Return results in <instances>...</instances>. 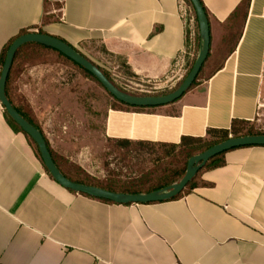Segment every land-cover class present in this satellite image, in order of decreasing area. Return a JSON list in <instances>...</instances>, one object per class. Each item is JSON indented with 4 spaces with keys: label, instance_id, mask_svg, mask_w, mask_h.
<instances>
[{
    "label": "crops",
    "instance_id": "0c3cea01",
    "mask_svg": "<svg viewBox=\"0 0 264 264\" xmlns=\"http://www.w3.org/2000/svg\"><path fill=\"white\" fill-rule=\"evenodd\" d=\"M201 2L210 48L190 90L160 106L104 105L105 137L177 144L230 130L235 120L256 122L264 107V0ZM22 31L59 38L94 64L86 51L106 53L113 70L165 93L202 43L187 0H0V71L6 44ZM31 48L10 67L8 99L49 144L48 118L66 115L67 103L90 104L91 91L78 101L77 86L89 90L91 82ZM5 114L0 103V264H264V145L226 151L223 164L200 171L178 199L123 205L59 185Z\"/></svg>",
    "mask_w": 264,
    "mask_h": 264
},
{
    "label": "rangeland",
    "instance_id": "374dc122",
    "mask_svg": "<svg viewBox=\"0 0 264 264\" xmlns=\"http://www.w3.org/2000/svg\"><path fill=\"white\" fill-rule=\"evenodd\" d=\"M30 51L38 58L63 61L70 67V70L74 71L75 75L82 74L70 61L48 49L36 48L30 49ZM86 53L109 73L119 87L130 93L157 95L168 90L167 87L155 88L152 82H140L128 77L127 74L124 76L122 72L125 70L120 66L117 70H113L112 67L116 63L106 53H94L95 55L90 51H86ZM85 77L91 82L85 83L90 88L89 90L86 89L87 87L82 88L83 84L77 86L78 90L82 89L80 93H77L78 101L80 99L85 102L89 97L87 93L91 91L92 102L90 104L86 102L84 105L67 103V109L62 111L67 112L66 115L59 114L60 111L56 110L57 117H50L47 120L46 134L50 138L49 144L63 171L74 178L96 185L112 187L117 190L128 188L144 191L163 183L172 169H181L184 166L188 151L190 148L196 147L197 142H193L191 146H179L170 156L158 159L162 154V148L158 145L131 142L126 146H121L116 140L105 137L102 116L104 105L108 108L121 107L122 105L96 81L88 76ZM261 100L264 102V86L261 90ZM72 102L70 100V103ZM87 105L90 107L88 108ZM89 109L92 114L88 117ZM256 118L258 119L252 124L246 122L241 125L243 132L246 130L264 132V107L259 110V115Z\"/></svg>",
    "mask_w": 264,
    "mask_h": 264
},
{
    "label": "water",
    "instance_id": "95a60500",
    "mask_svg": "<svg viewBox=\"0 0 264 264\" xmlns=\"http://www.w3.org/2000/svg\"><path fill=\"white\" fill-rule=\"evenodd\" d=\"M189 1L194 9L197 19L199 35L202 40L201 47L190 70L187 72L179 85L171 92L161 95H137L120 90L107 78V76L96 64L66 42L54 36L40 32H26L17 36L10 43L6 50L3 65L0 71V103L12 121L36 144L44 167L59 185L73 192L85 194L93 198L106 200L116 204L128 205L133 203L145 204L162 202L170 200L181 193L186 185L196 176L197 172L213 156L238 147L264 145V134H251L236 137L229 136L227 139L210 146L205 151L191 156L187 160L184 175L179 181L173 184L146 193L111 191L94 185L74 182L67 178L55 164L41 131L27 121L7 98L5 93L6 80L14 56L22 45L34 42L60 52L65 57L84 68L99 81L103 88L113 98L126 105L135 107H152L165 105L177 100L192 86L193 82L196 80L202 65L207 59L210 48V26L203 4L200 0Z\"/></svg>",
    "mask_w": 264,
    "mask_h": 264
},
{
    "label": "trees",
    "instance_id": "16d2710c",
    "mask_svg": "<svg viewBox=\"0 0 264 264\" xmlns=\"http://www.w3.org/2000/svg\"><path fill=\"white\" fill-rule=\"evenodd\" d=\"M188 3L191 5L190 1L187 0ZM201 1V0H200ZM248 1L247 0V6H248ZM202 3V2H201ZM204 7V6H203ZM205 9V8H204ZM206 11V10H205ZM245 16V14H244ZM23 33H26V31H22L19 35L23 34ZM40 33H43L40 31ZM18 35V36H19ZM16 38V37H15ZM15 38H12L5 46L3 52H2V55H1V64H3V61H4V57H5V53H6V50L8 48V46L10 45V43L15 39ZM27 47H32L31 49H36V48H40V49H48L50 50L52 53H55L56 55L60 56V57H63L65 59H67L68 61H70L73 65H75L79 70L80 72L85 75V76H88L90 77L91 79H93L94 81H96L97 84H99L101 87H103L99 81L93 76L91 75L89 72H87L84 68H82L81 66H79L78 64L74 63L72 60H70L69 58L65 57L63 54H61L60 52L52 49V48H49L47 46H44V45H41V44H38V43H34V42H30V43H26L24 45H22L16 52L15 56H14V59H13V62H12V65L15 61V58L17 56V54L22 51V49L24 48H27ZM44 62H54V61H57V60H54V59H43ZM59 61V60H58ZM206 61V60H205ZM194 63V61L192 62V64ZM205 63V62H204ZM11 65V66H12ZM192 66V65H191ZM204 64L202 65L198 75L200 74L202 68H203ZM100 68V67H99ZM191 68V67H190ZM101 71L107 76V78L113 82V84H115V86H117V88H119L120 90H123L125 92H128L124 89H122L121 87H119L114 81L113 79L110 77V75L105 71L103 70L102 68H100ZM128 73V76H132V74L130 72H127ZM198 77V76H197ZM196 77V78H197ZM9 82H10V72L8 73V76H7V80H6V88H5V93H6V96L8 98V89H9ZM195 82V81H194ZM193 82V84H194ZM192 84V85H193ZM130 93V92H128ZM131 94H136V93H131ZM159 94H164V93H158L157 95ZM139 95V94H137ZM115 99V98H114ZM116 100V99H115ZM118 101V100H116ZM119 102V101H118ZM12 103V102H11ZM119 103H122V102H119ZM124 104V103H122ZM16 110L27 120L30 122V120L17 108L15 107ZM6 116V120L7 122L10 124V126L13 128V130L15 131H20L22 132L30 147L32 148L33 152L35 153L36 157L38 159L41 160L40 158V154H39V151H38V148L36 146V144L33 142V140L26 134L24 133L20 127H18L13 121L12 119L7 115L5 114ZM32 125H34L36 128L37 126L35 124H33L32 122H30ZM246 122H241V121H233L232 122V125H231V128L230 130H226V129H213V130H208L207 132V136L206 137H182L181 138V141L177 144H166V143H154V142H138L140 144H146V145H158L159 147L162 148V154L158 157V159H165L166 157L170 156L172 153L175 152L176 148L179 147V146H191L193 142H197L198 145L196 147H192L190 148V151H188V155H187V160L193 156V155H196V154H199L203 151H205L207 148H209L210 146L214 145V144H217L225 139H227L229 137V133H231L232 137H236V136H243V135H251V134H264V132H254L252 130H246L245 132H243L242 130V127L241 125H244ZM38 129V128H37ZM42 133V132H41ZM46 141V144L48 146V149L51 153V156L55 162V164L57 165V167L60 169V171L67 177L69 178L70 180L74 181V182H78V183H83V184H88V185H94V186H98V187H101V188H104V189H107V190H111V191H117V192H125V193H146V192H150V191H153V190H157V189H161L165 186H168L170 184H173L177 181H179L182 176L184 175L185 171H186V165H187V160H186V163L184 164V166L181 168V169H172L170 171L169 174H167L166 176V180L161 183L160 185L156 186V187H152V188H149L147 190H144V191H139V190H133V189H114L112 187H107V186H102V185H96V184H92V183H89L87 181H84V180H81V179H77V178H74L72 176H70L69 174H67L65 171H63L61 169V167L59 166V164L56 162L55 158H54V155H53V152L52 150L50 149L49 147V144ZM117 143L121 146H126L128 144H130L131 142L128 141V140H118ZM189 149V148H188ZM225 152H222V153H219L215 156H213L212 158H210L206 164L197 172L196 176L198 175V173L200 171H203L205 169H208V168H212V167H217V166H220L223 164L224 160H223V154ZM196 176L186 185V187L183 189V191L181 193H179L177 196L173 197L172 199L170 200H174V199H178L183 193L185 192H188L190 191V189H192L195 185H196V182H195V178ZM103 201H106V200H103Z\"/></svg>",
    "mask_w": 264,
    "mask_h": 264
}]
</instances>
